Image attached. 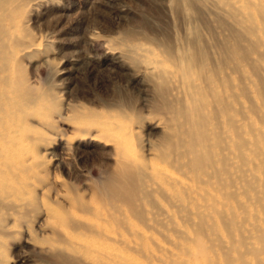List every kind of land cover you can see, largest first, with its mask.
Returning <instances> with one entry per match:
<instances>
[{
  "label": "rangeland",
  "instance_id": "obj_1",
  "mask_svg": "<svg viewBox=\"0 0 264 264\" xmlns=\"http://www.w3.org/2000/svg\"><path fill=\"white\" fill-rule=\"evenodd\" d=\"M17 2L25 6L26 28L32 41L41 44L24 60L32 81L35 79L34 82H41L44 88L50 87L66 106L81 104L101 112L111 109L123 112L126 120H133L132 129L138 136L134 138L135 143L139 138L141 141L158 139L162 123L170 116L168 111L156 110L162 100L159 88L163 83L158 75L163 69L167 71L164 86L168 89V101L176 103L177 96L183 100L187 93L186 81L175 74L171 62H165V49L172 50V59L178 57L177 62L181 61L185 68L190 64L201 71L197 73L196 81H200L204 74L217 79L232 75L229 80L235 87L239 86L241 104L238 107H242V113L238 119L244 123L245 154L252 160L248 165L252 164L255 174L256 167L260 169L257 188H250L238 198H230L231 205H234V209H230L227 192L231 189L227 182L229 173L235 171V158L227 160L224 165L217 158L210 169L218 167L220 173L212 177L209 188L211 192L216 191L213 193L219 199V208L201 210L205 220L203 226L197 223L199 219L196 225L192 222L175 225L173 220L181 222L186 217L173 211L160 212L153 227H141L143 234H147L148 245L138 246L131 240L115 246L133 259L134 264H173L190 258L184 248L192 252L198 250L195 239L199 235L215 257V264H224V251L238 256L249 248L261 249L258 254H245L250 264H264V34L251 33V28L233 17L231 9L221 0H195L194 7L186 0H179L178 5L176 0ZM258 19L261 24L264 14L259 13ZM200 46L208 49L210 58L207 61L197 59ZM237 46L244 55L236 53ZM150 51L163 64L148 62L152 61L148 59ZM236 64L239 69L233 74L231 67ZM199 83L204 84L203 81ZM116 111L112 112L113 115L118 114ZM70 113L66 112L63 118L56 114L55 118L48 120L50 124L45 123L47 120L43 116L38 117L39 120L35 118L40 123L36 125L41 132L37 136L36 151L42 153L40 160L46 166L38 171L46 169L49 177L57 176L63 182L59 186L63 193L70 191V187L74 193L85 190L89 193V185L93 187L111 177L119 178L115 169V144L96 136L101 129L98 126H92L90 130L68 119ZM250 124L255 126L260 139L256 155L249 148L253 135ZM225 153L228 155L230 151ZM250 196L252 199L261 197L256 208L249 204ZM52 197L50 200L54 203V193ZM241 204L248 206L239 208ZM23 238L17 235L9 244L11 260L16 263L28 258L37 262L32 246L23 243ZM190 259L198 264H208L203 256Z\"/></svg>",
  "mask_w": 264,
  "mask_h": 264
},
{
  "label": "bare ground",
  "instance_id": "obj_2",
  "mask_svg": "<svg viewBox=\"0 0 264 264\" xmlns=\"http://www.w3.org/2000/svg\"><path fill=\"white\" fill-rule=\"evenodd\" d=\"M16 1L0 0V264H38L39 261L40 264H134L115 244L134 240L138 246L148 245L147 234H143L141 227H153L158 222L157 213L173 211L186 217L181 222L173 220L175 225L188 222L196 225L199 219L197 223L203 226L201 210L219 208V199L213 193L216 191L211 192L209 188L212 177L220 173L218 167L210 169L217 158L223 165L235 158V171L229 173L227 182L231 189L227 192L229 202L230 198L257 188L260 169L257 166L255 174L252 164L248 165L252 160L245 154L244 123L238 119L242 113V107H238L241 104L239 86L235 87L229 80L232 75L217 79L204 74L196 81L201 71L190 64L185 68L181 61L177 62L178 57L176 61L172 59V50L165 49V62H171L176 68L175 74L186 81L187 93L185 99L177 96L176 103L169 102L168 89L164 86L167 71L160 70L162 100L156 110L168 111L170 116L162 123L158 139L141 141L139 138L135 143L134 138L138 136L132 129L133 120H126L123 112L115 110L118 114L113 115L115 111L111 107L101 112L80 103L66 106L50 87L44 88L41 82L32 81L24 60L41 44L32 41L26 28L25 6ZM186 1L195 6V0ZM221 1L231 9L233 17L251 28V33L264 34V20L259 24L258 19L259 13L264 14V0ZM176 2L178 5L179 0ZM197 50V59L210 58L206 46ZM235 51L244 55L238 46ZM149 55L152 61L148 62L163 64L155 59L153 52ZM238 69L239 64L231 67L233 74ZM66 112H71L68 119L89 129L98 126L101 129L96 136L115 144V169L119 178L111 177L93 187L87 184L89 193L86 190L74 193L71 187L63 193L59 189L63 182L57 176L49 177L46 169L38 171L46 166L40 160L42 153L36 151L37 136L41 132L35 118L43 116L47 120L44 122L50 124L49 119L56 114L63 118ZM250 127L253 135L249 148L256 155L260 139L255 126L250 124ZM53 193L54 203L50 200ZM260 202L261 197H249V204L255 208ZM242 205L248 206L238 207ZM229 208L234 209L231 202ZM17 235L24 237L23 243L32 246L37 262L28 258L16 263L11 260L9 244ZM195 241L198 250L184 248L186 254L190 258L203 256L208 264H215L216 259L205 247L203 238L198 235ZM260 251L249 248L233 256L227 250L223 261L224 264H250L245 254ZM190 258L173 264H198Z\"/></svg>",
  "mask_w": 264,
  "mask_h": 264
}]
</instances>
